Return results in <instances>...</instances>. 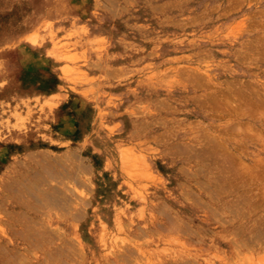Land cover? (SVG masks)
<instances>
[{"label": "rangeland", "instance_id": "obj_1", "mask_svg": "<svg viewBox=\"0 0 264 264\" xmlns=\"http://www.w3.org/2000/svg\"><path fill=\"white\" fill-rule=\"evenodd\" d=\"M0 264H264V0H0Z\"/></svg>", "mask_w": 264, "mask_h": 264}]
</instances>
